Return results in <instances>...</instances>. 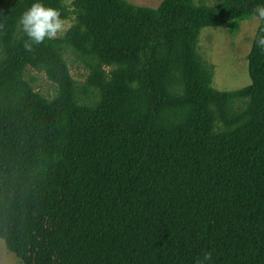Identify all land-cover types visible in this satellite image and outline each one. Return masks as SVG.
<instances>
[{
  "label": "trees",
  "instance_id": "16d2710c",
  "mask_svg": "<svg viewBox=\"0 0 264 264\" xmlns=\"http://www.w3.org/2000/svg\"><path fill=\"white\" fill-rule=\"evenodd\" d=\"M199 1L43 0L74 23L27 51L35 0H0V240L23 264H264V20L245 88L198 51L260 0Z\"/></svg>",
  "mask_w": 264,
  "mask_h": 264
},
{
  "label": "rangeland",
  "instance_id": "374dc122",
  "mask_svg": "<svg viewBox=\"0 0 264 264\" xmlns=\"http://www.w3.org/2000/svg\"><path fill=\"white\" fill-rule=\"evenodd\" d=\"M127 1L137 6L157 9L164 0ZM196 1L197 5H201L199 0ZM219 3V0H204V4L211 8H215ZM66 21L65 30L56 38L64 36L74 23L72 20ZM260 22V19L236 21L217 28L202 30L198 51L205 61L215 67V87L219 91H237L251 84L248 56ZM67 60L74 78L83 83L88 75L85 65L74 54H68ZM26 78L33 83L35 90L45 97L49 99L55 97L56 86L44 73L29 68ZM0 264H23L7 250L3 240H0Z\"/></svg>",
  "mask_w": 264,
  "mask_h": 264
},
{
  "label": "clouds",
  "instance_id": "9594fccd",
  "mask_svg": "<svg viewBox=\"0 0 264 264\" xmlns=\"http://www.w3.org/2000/svg\"><path fill=\"white\" fill-rule=\"evenodd\" d=\"M253 15L260 20H264V0H260L259 4L253 10ZM23 32L27 36L24 47L27 51H31L33 45H39L45 40H52L62 33L67 21L62 18L58 9L46 6L43 0H35L20 19ZM256 45L264 49V36L257 39ZM212 260L211 253H205L198 261V264H209Z\"/></svg>",
  "mask_w": 264,
  "mask_h": 264
}]
</instances>
